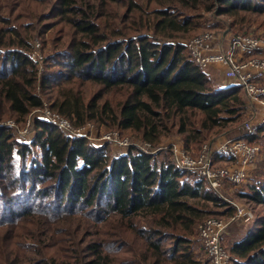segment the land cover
Here are the masks:
<instances>
[{
	"label": "trees",
	"instance_id": "1",
	"mask_svg": "<svg viewBox=\"0 0 264 264\" xmlns=\"http://www.w3.org/2000/svg\"><path fill=\"white\" fill-rule=\"evenodd\" d=\"M205 14L254 28L264 0H0V264H208L198 226L237 208L167 151L116 155L40 121L32 144L18 145L2 125L46 99L73 129L132 132L152 148L175 133L187 149L241 136L242 88L215 84L177 41ZM260 137L264 127L250 141ZM236 189L264 208V162ZM262 212L250 228L249 215L231 226L242 232L231 264H264Z\"/></svg>",
	"mask_w": 264,
	"mask_h": 264
},
{
	"label": "built area",
	"instance_id": "2",
	"mask_svg": "<svg viewBox=\"0 0 264 264\" xmlns=\"http://www.w3.org/2000/svg\"><path fill=\"white\" fill-rule=\"evenodd\" d=\"M215 44L214 37L202 34L185 45L191 59L204 72L210 71L212 66H224L225 78L235 81L252 101L264 106V59L255 57L256 54L264 52V39L237 35L222 52L216 49ZM248 56L252 57L248 59ZM55 116L62 118L63 124L73 129L67 119ZM257 133L256 127L246 124L241 136L205 144L196 158L186 154V150L181 147L179 150L176 144H169L165 148H170L177 168L194 172L220 193L226 185L236 189L250 180V173L263 155V147L250 141ZM231 203L237 208L235 217H210L198 226V238L209 264L232 263L224 248V237L233 223L243 219L247 212L235 202Z\"/></svg>",
	"mask_w": 264,
	"mask_h": 264
},
{
	"label": "rangeland",
	"instance_id": "3",
	"mask_svg": "<svg viewBox=\"0 0 264 264\" xmlns=\"http://www.w3.org/2000/svg\"><path fill=\"white\" fill-rule=\"evenodd\" d=\"M205 18H206L205 26L201 28L196 35H194L189 40L187 39V40H177V41L187 44L188 42H190L191 40H193L199 35L210 34L212 37L215 38L216 49L222 52L223 50L226 49L227 45L230 43L232 38H234L237 35L246 36V37L251 36V37L264 39V22L262 23L260 19L256 20L252 18L251 24L252 23L254 24V28H249L248 24L240 25L239 23H237L236 25L235 24L231 25L232 19H229L225 16H212L211 14H205ZM228 24H230V26ZM42 38H38L39 43L41 42ZM256 56L264 59V52L256 54L255 57ZM251 57L252 56H248V59ZM207 73H209L210 76H212L215 84L220 85V86L229 84L227 81L224 80L225 78L222 77L221 72L217 69H214V67L210 69V71H208ZM243 94L247 100V106H248V110H247L248 112L246 113V117L248 118V120L245 117L246 122L244 123L243 127L245 129L246 124H250L256 127L259 132L260 129L264 127V106L259 102L252 101L244 91H243ZM50 103H51L50 101L45 99L44 107L42 109L33 111L29 115V117L26 119V121L24 122L17 123L14 120L10 119L6 123H3L2 125H4L9 130V132L13 134V137L16 140L18 145L29 146L32 144V142L36 138L35 122L40 121V122L49 123L52 126H56L57 128L63 130L68 136L72 138H75V137L76 138H86L89 141V144L96 149H99L103 145L108 144L112 148L113 153L116 155L126 154L129 151V149H131L132 147H136L146 153L151 152L155 154L158 152L162 153L160 151L164 150V151H167L171 155L172 160H175L173 154L171 153L170 148H165V146H168L169 144H176L179 150H180V147L182 149H185L186 154H188L189 156L193 158H196L201 152L200 151L201 149H199L200 147H197L194 145H191L190 148L187 149L183 142L185 138L184 135H179L177 133H175L174 135L168 138H165L158 147L152 148L150 144L143 142L139 135H137L136 133H132V132L120 133L118 131L117 132L108 131L107 129L103 127H98L95 124H88L85 127L80 128V129H70L68 125L63 124V121H61L62 120L61 117H60L61 119H59L55 116V115L58 116V114L53 112ZM244 129H243V132H244ZM224 138H230V137L220 136V137L213 139L211 142L218 143ZM257 141L260 142L264 148V138L260 137L259 140ZM263 155H264V151H263ZM263 155L261 156L260 161L253 168V171L250 173V178L255 175L256 169L259 168L261 164L264 162ZM37 157L41 159V155H38ZM30 161L31 159L29 158L28 166L30 165ZM15 164L18 166L17 169H19V167L23 165V162L19 157H17L15 159ZM14 172H16V170ZM235 190H239V189L230 188L229 185H226L224 189L220 191L219 194L221 198H223V200L227 202H235L236 204L240 203L242 206L244 205L246 207L245 208L243 206L244 207L243 209L247 212V215H249L250 219L249 221H244L243 219L247 217L246 215L243 219H240V220L244 221L243 225H246L245 228H250L254 224H256L255 222L256 220H258L257 218L261 216L260 214L263 213L262 210L264 208L259 206L258 204H251V203H247L245 200H238V198H236L234 195ZM47 201H51V200L47 199ZM35 202L36 204H38L41 201L35 200ZM240 204H238V206H240ZM248 208L251 212L253 211V213L249 214ZM216 210L221 213V212H224L225 209L222 208L220 209L221 211H219L218 209ZM213 218L226 219L225 216H218V217L213 216ZM240 234H242L241 228L234 226L229 229L228 234L224 237V248L227 254L230 255L231 260H233V257L230 254L231 246L234 244L235 240L238 239ZM196 239L197 240L199 239L198 234H197ZM198 244H197L198 254H200L204 262H207L209 264L207 254L205 250L203 249V247L201 246V243L199 240H198Z\"/></svg>",
	"mask_w": 264,
	"mask_h": 264
},
{
	"label": "crops",
	"instance_id": "4",
	"mask_svg": "<svg viewBox=\"0 0 264 264\" xmlns=\"http://www.w3.org/2000/svg\"><path fill=\"white\" fill-rule=\"evenodd\" d=\"M212 67H214V69L219 70L221 72L222 77L225 78V76H224L225 67L224 66L217 65V66H212ZM224 80L229 83L227 85L236 84L235 81H230V80H227L226 78ZM227 85H222V86H227Z\"/></svg>",
	"mask_w": 264,
	"mask_h": 264
}]
</instances>
